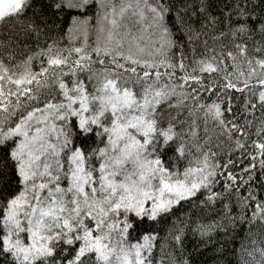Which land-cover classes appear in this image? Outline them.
<instances>
[{
  "label": "snow or ice",
  "instance_id": "obj_1",
  "mask_svg": "<svg viewBox=\"0 0 264 264\" xmlns=\"http://www.w3.org/2000/svg\"><path fill=\"white\" fill-rule=\"evenodd\" d=\"M0 264H264V0H0Z\"/></svg>",
  "mask_w": 264,
  "mask_h": 264
}]
</instances>
